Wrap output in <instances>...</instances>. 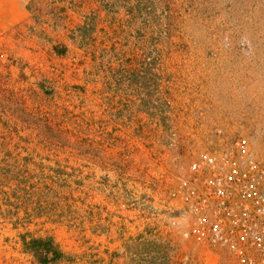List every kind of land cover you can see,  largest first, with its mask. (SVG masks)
I'll return each mask as SVG.
<instances>
[{
  "label": "rangeland",
  "instance_id": "374dc122",
  "mask_svg": "<svg viewBox=\"0 0 264 264\" xmlns=\"http://www.w3.org/2000/svg\"><path fill=\"white\" fill-rule=\"evenodd\" d=\"M28 12L0 32L12 177L0 264H36L19 243L26 220L69 258L57 264H242L196 241L176 190L201 153L238 137L264 163V0H29ZM18 174L41 218L23 214ZM56 174L79 200L43 189Z\"/></svg>",
  "mask_w": 264,
  "mask_h": 264
},
{
  "label": "built area",
  "instance_id": "2783aa9c",
  "mask_svg": "<svg viewBox=\"0 0 264 264\" xmlns=\"http://www.w3.org/2000/svg\"><path fill=\"white\" fill-rule=\"evenodd\" d=\"M176 195L193 218L191 234L199 244L226 249L242 264H264V163L247 139L201 153Z\"/></svg>",
  "mask_w": 264,
  "mask_h": 264
},
{
  "label": "trees",
  "instance_id": "16d2710c",
  "mask_svg": "<svg viewBox=\"0 0 264 264\" xmlns=\"http://www.w3.org/2000/svg\"><path fill=\"white\" fill-rule=\"evenodd\" d=\"M27 176L29 175L18 174V182H16V186L18 187V203L22 204L20 206L24 207L22 209V212L25 215L28 214L27 212H31V215H29V217L32 220L34 217L41 218L42 213H38L36 209H30V205L28 204L29 203L28 199H26L28 196L26 190H28V188L31 187L29 181L27 180ZM64 176L65 175L56 174V176H54L53 178L54 179L58 178V179L57 180L49 179V181L43 184V189L45 188L46 190L47 189L52 190V194L55 196L57 203H60L63 200H67L70 202L79 200V198L73 197V193L70 192L71 184L67 183V180L64 179L67 177ZM11 180H12L11 176L0 175V191L4 186L3 182L7 183L8 181ZM73 184L75 186H79V182L74 181ZM35 194H38V196H40L39 194L41 193H35ZM8 197L10 198V196ZM18 214H19V209H18ZM31 223L32 221H27V220L20 221L18 223V227L20 226L24 228V231L18 234L19 243L21 245L22 251L30 255L36 264H57L61 262H68L69 258L66 256L65 253H63L60 246L55 242L53 237L51 236L38 237L33 232L27 230V226H29Z\"/></svg>",
  "mask_w": 264,
  "mask_h": 264
},
{
  "label": "crops",
  "instance_id": "0c3cea01",
  "mask_svg": "<svg viewBox=\"0 0 264 264\" xmlns=\"http://www.w3.org/2000/svg\"><path fill=\"white\" fill-rule=\"evenodd\" d=\"M29 0H0V32L26 23Z\"/></svg>",
  "mask_w": 264,
  "mask_h": 264
}]
</instances>
